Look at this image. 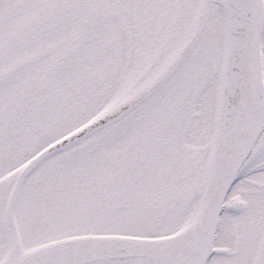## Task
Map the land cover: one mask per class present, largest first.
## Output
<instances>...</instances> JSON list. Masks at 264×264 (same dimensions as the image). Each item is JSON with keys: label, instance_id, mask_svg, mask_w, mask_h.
<instances>
[{"label": "snow or ice", "instance_id": "1", "mask_svg": "<svg viewBox=\"0 0 264 264\" xmlns=\"http://www.w3.org/2000/svg\"><path fill=\"white\" fill-rule=\"evenodd\" d=\"M0 264H264V0H0Z\"/></svg>", "mask_w": 264, "mask_h": 264}]
</instances>
